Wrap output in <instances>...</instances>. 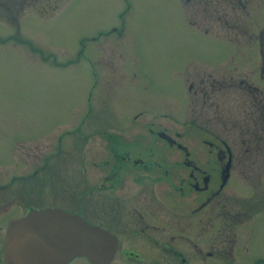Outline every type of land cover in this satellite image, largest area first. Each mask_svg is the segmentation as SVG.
Here are the masks:
<instances>
[{"label": "rangeland", "instance_id": "374dc122", "mask_svg": "<svg viewBox=\"0 0 264 264\" xmlns=\"http://www.w3.org/2000/svg\"><path fill=\"white\" fill-rule=\"evenodd\" d=\"M214 4L206 8L197 0H0V154L7 151L11 156L1 168L26 171L33 156L39 163L49 152L53 194L70 195L79 180L94 179L98 165L109 157L104 132L116 134L118 147L130 154L166 159L178 150L156 134L163 130L174 138V132H180L179 142L204 165L212 163L209 146L223 147V142L234 152L248 149L250 162L233 165L232 177L215 199L237 203L248 197V188L263 174L259 154H264V140L235 137L231 116L239 114L243 102L209 86V94L216 95L213 104L209 106V97L193 102L195 92L187 87L190 77L200 72H213L208 81L220 79L217 73L225 67L220 60L240 51L233 49L237 41L229 44L225 39L235 34L213 26ZM251 18L252 11L244 15ZM211 114L212 119H205ZM198 127L211 133L200 134ZM3 174L6 178L8 172ZM159 185L163 191L172 189L164 181ZM166 194L167 200H183L173 189ZM192 194L184 195L186 200ZM53 204L65 206L55 200ZM253 215L247 223L232 222L230 249H225L221 213L214 206L208 219L199 220L198 215L184 230H193L195 248L183 237L169 243L181 246L188 264H244L242 252L251 259L254 252L255 257L264 253V237L255 228L247 230ZM149 218L164 223L165 231L181 230L164 207L155 208ZM143 243L123 241L134 247L138 258L116 250L107 264L178 263L175 254ZM76 260L91 264L84 257Z\"/></svg>", "mask_w": 264, "mask_h": 264}, {"label": "flooded vegetation", "instance_id": "af4514ba", "mask_svg": "<svg viewBox=\"0 0 264 264\" xmlns=\"http://www.w3.org/2000/svg\"><path fill=\"white\" fill-rule=\"evenodd\" d=\"M197 1L206 8L215 2L212 15H217L213 26L226 29L227 32L223 31L224 34H235L225 39L229 44L237 41L238 46H234L233 49L239 47L240 51H233L228 59L220 60V64L223 62L225 65L217 73L221 76L220 79H209L208 81V76L213 74L209 71L193 74L190 77L187 87L195 92L192 94V101L201 103V100L206 101L208 97L216 96L209 94L207 86L210 91H222L224 96L230 93L232 97L240 98L243 105L239 106V114L236 112V115L231 116V122L236 124L237 128L235 137L242 140H264V0ZM250 11L253 13V18L244 19V15H248ZM187 21L194 22L190 19ZM213 81L217 84L216 86H213ZM207 101L211 106L214 99ZM241 101L235 100V102ZM193 117L196 119L195 116ZM211 117L212 114L206 116L205 119L210 120ZM207 120H205L206 124H208ZM191 122L193 124V118ZM202 127H198L200 130L196 131L200 134L202 132L211 133L207 127ZM174 133L176 138L163 130L156 133L164 142L170 146L174 145L178 150V153L172 154L174 156L163 159L154 156L142 158L136 153L130 154L129 151L118 147L120 138L116 134L104 132L101 138L107 143L109 157L103 159V163L98 165L94 179L89 182L84 178L82 181L79 180L76 192H71L70 195L65 193L62 196L53 194L49 152L40 158L39 163L36 162V156H33L26 171L1 168L11 156L9 158L7 151V155L6 153L0 154V264H7L4 241L8 221L25 214L31 208L56 206L75 213L90 223L98 224L116 236L115 251L120 250L126 254L125 256L130 259L135 258V260L138 258V253L134 251L133 246L124 245L123 241L129 243L131 240V242L142 244L146 241L149 245H145L146 247L168 251L178 256L177 264H188L186 255L181 252V246L170 244L169 239L179 240L183 237L186 244L195 248L197 244L193 230H188V234L184 230L192 222L194 224L198 215L201 216L199 220L208 219L207 216H210L213 206L221 213L223 226L221 232L224 234V242H227L225 249H230L232 245L230 243L233 240L232 235L228 236L232 222L237 221L238 223L242 220V224L247 223L254 213H256L255 218L247 230L254 231L255 228L264 237V170H261L263 171L261 180L248 188V197L237 203L227 198L215 199L232 177L233 165L241 162L239 166L243 167L245 161L250 162L247 157L248 149H239L234 152L223 142H221L223 147L209 146L207 151L212 163L204 165L202 163L204 160L197 162L188 148L179 142L177 138L181 133ZM216 138L223 139L219 136ZM204 139L206 138L203 137L201 140L204 141ZM13 140L24 139L15 138ZM206 143L210 145L211 142L206 141ZM13 150L12 147L11 154ZM259 156H263L264 161V154H259ZM213 159L216 163H213ZM226 162H228L227 170L224 171ZM123 167L125 170H122ZM260 167L264 168V163L260 164ZM82 170L84 169L80 171ZM5 171L8 172L6 178L3 174ZM126 171L128 174L125 173ZM181 171L183 174L180 176ZM224 174L225 178L222 181ZM175 178L178 180L176 181ZM160 181L170 185L184 201L179 197L175 198L176 200L169 197L170 201L165 199L168 194L164 195V193L171 192L172 189L167 186L170 191H163V186L159 185ZM158 188L161 189L158 190ZM191 192H193L191 200H186L184 195ZM54 200L65 206L60 207L53 204ZM163 207L169 213L170 219L173 221L175 219L173 225L181 229L179 232L165 231L167 227L164 223L151 221L149 218L151 211L155 208L162 210ZM255 222L257 224L254 226ZM193 227L195 230V226ZM164 235L169 238L164 239ZM250 242L251 237L247 236L246 243L250 244ZM261 245L264 248V243ZM242 247L247 248L244 245ZM255 255L254 252L251 259L242 252L241 261L244 264H264V253L256 257ZM82 257L84 256L73 255L63 264H76L75 260Z\"/></svg>", "mask_w": 264, "mask_h": 264}, {"label": "water", "instance_id": "95a60500", "mask_svg": "<svg viewBox=\"0 0 264 264\" xmlns=\"http://www.w3.org/2000/svg\"><path fill=\"white\" fill-rule=\"evenodd\" d=\"M224 178L225 174L221 180ZM115 246L113 233L53 206L31 208L9 220L4 253L7 264H63L76 254L85 256L92 264H107Z\"/></svg>", "mask_w": 264, "mask_h": 264}]
</instances>
